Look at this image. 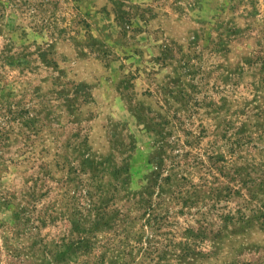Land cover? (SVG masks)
<instances>
[{"label":"rangeland","instance_id":"obj_1","mask_svg":"<svg viewBox=\"0 0 264 264\" xmlns=\"http://www.w3.org/2000/svg\"><path fill=\"white\" fill-rule=\"evenodd\" d=\"M0 264H264V0H0Z\"/></svg>","mask_w":264,"mask_h":264}]
</instances>
